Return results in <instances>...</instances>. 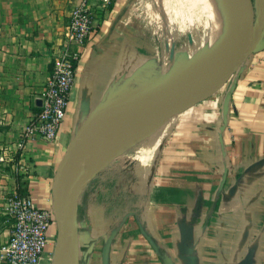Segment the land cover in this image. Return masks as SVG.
Masks as SVG:
<instances>
[{
	"label": "crops",
	"instance_id": "obj_1",
	"mask_svg": "<svg viewBox=\"0 0 264 264\" xmlns=\"http://www.w3.org/2000/svg\"><path fill=\"white\" fill-rule=\"evenodd\" d=\"M81 1L0 0V156L8 153L19 174L14 179L0 163V245L11 233L6 194L16 187L54 209L57 169L82 122L157 76L156 56L141 46L147 1L113 0L104 10L93 1V32L58 136L25 138L19 148ZM157 139V150L144 151ZM139 152L85 187L77 205L80 264H102L108 240L110 264H264V35L233 77L166 118Z\"/></svg>",
	"mask_w": 264,
	"mask_h": 264
},
{
	"label": "water",
	"instance_id": "obj_2",
	"mask_svg": "<svg viewBox=\"0 0 264 264\" xmlns=\"http://www.w3.org/2000/svg\"><path fill=\"white\" fill-rule=\"evenodd\" d=\"M238 30L236 41L227 56L211 71L189 81L162 83L153 89L110 100L94 108L74 134L63 156L53 183L57 215V235L53 264H80L77 205L81 184L76 173L83 167L88 149L99 133L119 125L133 113H148L166 118L208 96L236 74L247 59L260 47L264 35V0H235ZM163 120V121H164ZM98 169L92 170L90 178ZM83 187V186H82ZM111 240L102 249V264H110Z\"/></svg>",
	"mask_w": 264,
	"mask_h": 264
},
{
	"label": "built area",
	"instance_id": "obj_3",
	"mask_svg": "<svg viewBox=\"0 0 264 264\" xmlns=\"http://www.w3.org/2000/svg\"><path fill=\"white\" fill-rule=\"evenodd\" d=\"M93 1L104 10L113 0H82L71 12L62 47L55 55L51 76L41 96L40 110L27 124L19 148L24 146L25 138L39 136L52 141L58 136L83 47L93 32ZM11 158L8 153L0 156L1 160ZM5 209L13 218V228L0 245V264H41L57 235L55 209L38 207L30 196L18 190L9 195Z\"/></svg>",
	"mask_w": 264,
	"mask_h": 264
},
{
	"label": "bare ground",
	"instance_id": "obj_4",
	"mask_svg": "<svg viewBox=\"0 0 264 264\" xmlns=\"http://www.w3.org/2000/svg\"><path fill=\"white\" fill-rule=\"evenodd\" d=\"M179 2L181 3V5L179 6V12L181 15H189L193 13L195 14L196 12H198L196 14H201L199 13L200 10H203L208 14L207 16H209L210 18V25L209 31L207 30V49L205 48L206 51L203 52L204 54L200 57L186 61L177 71H173L174 37L173 35L169 36V38L167 37L168 39L166 41V56L165 62L163 63V70L166 74L171 75V77L165 84L179 82L182 83L211 71L230 52L235 44L237 36L238 21L237 6L235 0H179ZM148 4V6H150L152 9V12L150 13H152L154 15V18L158 20L161 17V0H149ZM175 7L176 6H174L173 8L175 9ZM169 12L170 11H168V13ZM196 14L194 16L197 19L198 16H196ZM203 14L204 16L206 15L205 13ZM196 19H194V22ZM178 23H181V20ZM186 23H188V20L186 21ZM182 26L184 25L181 24V27ZM192 51L193 50H190V54H192ZM128 118L131 119L130 122L124 121L119 125L111 126L105 131L99 133L98 136L92 141L87 155L92 150L96 151L95 167L100 168L102 165H106L107 163H109L117 155L123 154L126 149L132 147L135 144L136 140H142L149 135L152 136L153 132L157 129L158 126H160V124L164 120L163 117L159 115L156 117H151L148 113L144 112L133 113L128 116ZM158 144V139L156 141H153L152 143H148V146L144 151H154L158 147ZM89 178L90 175L84 172L83 167H81L76 173V179L81 184V188L85 185Z\"/></svg>",
	"mask_w": 264,
	"mask_h": 264
},
{
	"label": "rangeland",
	"instance_id": "obj_5",
	"mask_svg": "<svg viewBox=\"0 0 264 264\" xmlns=\"http://www.w3.org/2000/svg\"><path fill=\"white\" fill-rule=\"evenodd\" d=\"M157 1H160V0H157ZM253 1L257 7V0H253ZM147 2L149 3V0ZM148 3H147V6L149 5ZM177 4H178V6H177ZM161 5H162V7L160 8L161 17L158 20H156L154 18V15L152 13H150V12H152V9L150 6H148V12L143 14L144 19H143V27H142V31H141V46H142V49L146 53H148L152 58H155L154 55L156 56L155 60H156L157 70H158L155 81H151L149 84L144 85V88H143L144 90L145 89H147V90L153 89L156 86L167 82L169 80V78L171 77V75L166 74L163 70V63L165 62V56H166V41L169 38V36L173 35V37H174L173 71H177L181 67V65H183V63H185L186 61L200 57L201 55L204 54L203 52H205L207 49L210 18H209V16H207L208 14L206 12H204L203 10L199 11V13H201V14L205 13L206 14L205 16H204V14L203 15L196 14V13H198V12H196L195 14H196V16H198L196 19V17L194 16L195 15L194 13L189 14V15H181L180 14L179 6L181 5V3L179 2V0H171V1L161 0ZM174 6H176L175 7L176 10L173 8ZM168 11H170V12L168 13ZM189 11H190V9H189ZM177 12H178V14H177ZM174 13H175V15H174ZM186 16H187V18H186ZM193 17H194V19H196L195 22H194ZM180 20H181V23H178V22H180ZM185 20L186 21L188 20V23H186ZM181 24L184 26L181 27ZM206 24H207V26H206ZM190 50H193L192 54H190ZM159 70H161V71H159ZM148 137H146L142 140H136L135 144L132 147L126 149V151L123 154L117 155L109 163H107L106 165H102L100 168L95 167L96 166V164H95L96 151L92 150L91 152H89V154L87 155V157L84 161V164H83L84 172L88 175H91L90 172L92 170L94 171V170L98 169L97 170V172H98V171H101V169L108 168L109 166H112L114 164V162L119 157H122L123 155H124V158L125 157L129 158L132 155H133V158L140 157V152L139 153H137V152L140 150V148H142V145L146 141L145 139H148ZM147 146H148V144L144 148H146ZM3 154H5V151L2 153V155ZM0 163L3 166H6L7 168L11 167V171H12V175H13L14 179H16L17 176H19V174L16 172L15 166H11L6 160L0 159ZM129 164H130V160L126 163V165H129ZM84 189H85V186L82 187V190H81L79 198H78V202L80 201V198L84 192ZM15 190H16V187H13L12 190L6 194L5 203H4V212H5L4 215L6 216L5 222H6L7 227L10 228L11 231L13 228V218L6 212L5 206H6V202L8 200L9 195ZM127 201H129V198L126 199V202ZM126 209H128V207H126ZM55 240H56V234L54 235V239L52 240L50 250L47 251L45 253V255L43 256L41 264H53V255H54L53 252H54V246H55V242H56Z\"/></svg>",
	"mask_w": 264,
	"mask_h": 264
},
{
	"label": "trees",
	"instance_id": "obj_6",
	"mask_svg": "<svg viewBox=\"0 0 264 264\" xmlns=\"http://www.w3.org/2000/svg\"><path fill=\"white\" fill-rule=\"evenodd\" d=\"M159 71H161V70H159ZM21 193H23V192H21ZM127 195H128L129 198H131L129 193Z\"/></svg>",
	"mask_w": 264,
	"mask_h": 264
}]
</instances>
